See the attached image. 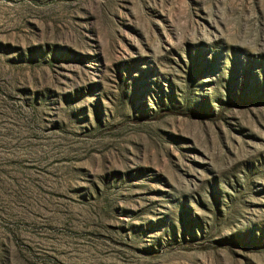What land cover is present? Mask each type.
<instances>
[{"label": "rangeland", "instance_id": "obj_1", "mask_svg": "<svg viewBox=\"0 0 264 264\" xmlns=\"http://www.w3.org/2000/svg\"><path fill=\"white\" fill-rule=\"evenodd\" d=\"M0 264H264V0H0Z\"/></svg>", "mask_w": 264, "mask_h": 264}]
</instances>
